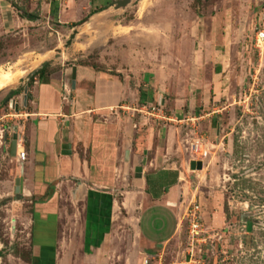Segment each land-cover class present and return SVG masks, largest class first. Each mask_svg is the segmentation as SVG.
Here are the masks:
<instances>
[{
    "label": "rangeland",
    "instance_id": "rangeland-1",
    "mask_svg": "<svg viewBox=\"0 0 264 264\" xmlns=\"http://www.w3.org/2000/svg\"><path fill=\"white\" fill-rule=\"evenodd\" d=\"M263 25L264 0H0V74L15 76L0 88V264H33L37 254L31 235L32 203L18 202L20 193L14 192L21 162L8 155L12 133L23 122L22 110L30 109L33 83L26 80L27 74L46 62V81L49 73L58 75L74 65L92 66L118 79L134 64L139 73L144 71L134 63L137 52L138 59L158 69V92L164 103L157 95L150 101L162 104L167 114L178 110L175 106L185 108L174 99L181 84L188 88L187 82L192 87L195 83L196 71L192 78H184L186 72L222 70L216 97L211 94L208 107L194 108L193 127L170 120L154 122L160 123V137L161 123L179 129L174 132L180 135L182 178L198 185L192 201L199 205L205 243L197 245L191 257L186 254L183 218L158 260L146 255L156 248L141 250L137 231H130L119 217L99 248V243L90 248L81 234L82 209L77 202L66 201L61 183L53 202L52 264H143L144 258L146 264H264V51L259 53L254 46L255 31ZM173 41L179 59L172 60ZM113 49L125 51H120L123 63ZM192 55L190 67L185 58ZM149 76L142 79L147 91ZM11 89L17 93L6 99ZM131 102L129 106L139 105ZM211 109L215 111L199 118L198 124L200 110ZM129 112L142 116L129 110L124 114ZM199 137L204 154L196 155L189 144ZM198 157L201 168L191 170L189 160Z\"/></svg>",
    "mask_w": 264,
    "mask_h": 264
},
{
    "label": "crops",
    "instance_id": "crops-1",
    "mask_svg": "<svg viewBox=\"0 0 264 264\" xmlns=\"http://www.w3.org/2000/svg\"><path fill=\"white\" fill-rule=\"evenodd\" d=\"M107 47L110 49V45ZM170 47L171 59H179L173 52L176 48L174 41ZM120 51L125 53L124 50H114L120 54V63H123L124 53ZM138 53L133 58L134 63H140L144 69L142 73L133 68L134 64L129 72L125 69L126 76L121 73L117 79L92 66L74 65L73 85L71 67L61 69L58 75L47 73L45 82L37 78L31 81L30 109L22 110V125L15 130L26 155L18 172L22 198L18 202L32 203V245L37 250L33 264H52L56 234L53 202H57V187L61 183L66 201L77 202L82 209L81 234L88 240L90 248L98 243L99 248L100 242L114 231L116 221L121 217L125 227L128 224L130 231H137L136 243L141 250L156 248V252L146 255H156L158 260L164 253L166 242L176 236L186 203L195 199L198 185L182 178L179 161L182 150L177 140L180 135L176 132L175 136L174 132L177 127L161 123L164 127L160 137V123L156 122V125L150 118L130 112L125 115L119 110L120 105L129 106V100L134 105L150 101L139 102V89H143L145 99L160 95L158 69L152 64L148 67L147 60L138 59ZM109 56L112 54L108 50ZM193 59V55L185 58V63L190 66ZM108 61L110 64L111 60ZM221 71L214 69L200 74L195 69L183 74L184 78L195 76V83L193 87L192 82H187L188 88L182 84L176 88L174 100L177 105L182 101L186 110L175 106L178 110L168 113L170 121L179 125L186 123L191 128L194 108L207 106L211 94L212 98L218 94L216 86L222 82ZM147 76L151 80L148 91L144 88L147 84L142 82ZM159 102H163L161 96ZM200 111L203 115L196 117L198 124L199 118L215 110ZM10 141L8 155L15 156V153L10 154ZM216 141L219 143V139ZM125 149L127 163L122 165ZM198 158L202 166V158ZM124 165L127 166L125 173L121 171ZM136 167L139 171L135 170ZM136 173L139 176H135Z\"/></svg>",
    "mask_w": 264,
    "mask_h": 264
},
{
    "label": "built area",
    "instance_id": "built-area-1",
    "mask_svg": "<svg viewBox=\"0 0 264 264\" xmlns=\"http://www.w3.org/2000/svg\"><path fill=\"white\" fill-rule=\"evenodd\" d=\"M254 46L259 53L264 51V25L255 31ZM119 109L122 111L123 109H125L124 111H133L154 121L171 120L170 115L163 109V105L157 102L148 101L146 103L139 104L136 107L120 105ZM192 119L193 117L190 118V120ZM13 133H15V157L18 161L22 162L25 158V151L21 146V138L15 131ZM189 150L196 155L204 154L201 139H193V141L189 144ZM199 210L198 203L194 201H190L184 210L183 218L186 221V254L189 257H191L193 250H195L194 248L200 243H205L206 239L203 235L204 230L202 229V221ZM143 264H146V258L143 259Z\"/></svg>",
    "mask_w": 264,
    "mask_h": 264
},
{
    "label": "trees",
    "instance_id": "trees-1",
    "mask_svg": "<svg viewBox=\"0 0 264 264\" xmlns=\"http://www.w3.org/2000/svg\"><path fill=\"white\" fill-rule=\"evenodd\" d=\"M105 7L106 6L101 7V8H92V9L89 10V14H93L95 12H98V11L102 10L103 8H105ZM29 17H31V16L30 15H26L25 16V18H29ZM46 65H47L46 62H42L38 68H35L29 74H27V76H26L27 79L26 80L28 82H31L34 79V77H36L39 81L45 82L46 79L44 78V68H45ZM16 93H17V90H9L8 91V96L6 97V99L9 96H11L13 94H16ZM144 95H145V93L143 94V89H139V102H143L145 100L147 101L148 99L150 100L151 97L145 99Z\"/></svg>",
    "mask_w": 264,
    "mask_h": 264
},
{
    "label": "water",
    "instance_id": "water-1",
    "mask_svg": "<svg viewBox=\"0 0 264 264\" xmlns=\"http://www.w3.org/2000/svg\"><path fill=\"white\" fill-rule=\"evenodd\" d=\"M70 77H71V84L73 85V80H74V66H72L71 68V74H70ZM25 92V88L23 90ZM67 145V144H66ZM64 147V146H62ZM127 148V146H125ZM10 154L11 155H14V152H15V133L12 134V138H11V141H10ZM127 149H125V155H124V159L126 158V155H127ZM189 168L190 169H200L201 168V162L198 161V160H191L189 162ZM136 171H139V167H136L135 168ZM135 176H139V173H136ZM20 191V178H16L15 179V187H14V192H19Z\"/></svg>",
    "mask_w": 264,
    "mask_h": 264
},
{
    "label": "bare ground",
    "instance_id": "bare-ground-1",
    "mask_svg": "<svg viewBox=\"0 0 264 264\" xmlns=\"http://www.w3.org/2000/svg\"><path fill=\"white\" fill-rule=\"evenodd\" d=\"M14 77L13 75L9 74L8 72H3L0 74V88L11 84L14 81Z\"/></svg>",
    "mask_w": 264,
    "mask_h": 264
}]
</instances>
